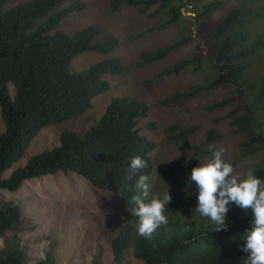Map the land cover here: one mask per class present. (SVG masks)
<instances>
[{
    "label": "trees",
    "instance_id": "1",
    "mask_svg": "<svg viewBox=\"0 0 264 264\" xmlns=\"http://www.w3.org/2000/svg\"><path fill=\"white\" fill-rule=\"evenodd\" d=\"M12 1L0 0V107L5 127L0 133V189L17 191L29 180L75 174L97 189L121 195L131 208L136 206L132 197L140 194L135 187L139 175L150 176L151 194L161 198L163 193L157 192L158 187L178 178L177 191L170 195L172 201L166 213L169 223L148 240L137 235L138 218L131 213L112 241L115 263L124 264L126 251L131 249L145 264H246L249 253L242 247L252 227L251 210L246 212L231 204L226 217L228 230L213 231L214 224L204 223L209 218L195 211L197 189L191 184L190 175L209 153L205 146L219 138L216 127L228 119L231 133L242 139L237 155L226 162L235 168L239 160L258 156L260 162L253 171L264 180V39L243 30L251 20L250 11L244 13L233 6L220 20L211 22L222 1L195 3L192 15L185 16L182 9L186 0H108L113 13L123 7L136 8L138 14L153 10L151 16L157 18V25L143 33L130 34L132 40L168 27L181 31L165 46L142 51L134 63L135 69L162 62L194 40L203 44L201 52L176 60L155 73V79L186 72L201 77L198 84L173 92L163 104L217 88L233 90V97L205 107L206 112L213 113L237 103L226 116L211 121L212 128L203 142L192 141L201 125L173 124L165 128L169 142L193 153L190 160L156 170L152 152L158 144L144 133L142 125L150 118L151 108L137 98L119 95L111 99L98 123L83 135L64 130L52 150L33 156L5 177L25 157L43 129L61 125L91 109L95 98L110 91L111 78L122 75L125 68L123 58L115 55L120 47L118 37L99 41L94 26L73 32L63 28L68 18L86 9L83 1L30 0L6 8ZM87 53L105 58L81 69L75 67V59ZM9 84L14 87V96ZM146 126L150 131L156 129L155 122ZM137 155L148 160V167L129 180L127 169L131 158ZM24 222L22 206L15 199L0 201V236L21 229ZM50 263L47 258L37 264ZM0 264H28L26 250L18 247L0 256ZM92 264L100 262L94 258Z\"/></svg>",
    "mask_w": 264,
    "mask_h": 264
},
{
    "label": "rangeland",
    "instance_id": "2",
    "mask_svg": "<svg viewBox=\"0 0 264 264\" xmlns=\"http://www.w3.org/2000/svg\"><path fill=\"white\" fill-rule=\"evenodd\" d=\"M28 1L30 0H13L6 8ZM76 1H83L86 9L68 18L63 23V28L73 32L94 26L98 30L99 41L112 36L118 37L120 47L115 55L123 58L124 72L111 78L110 91L95 98L91 109L61 125L43 129L31 144L25 157L8 170L5 177L33 156L52 150L59 144L60 135L64 130H75L83 135L92 125L98 123L111 99L119 95L137 98L151 108L150 118L142 125L144 133L158 144L152 152L156 170L176 161L190 160L193 153L182 151L175 143L169 142L166 139L165 128L173 124L201 125L198 132L192 136V141L198 144L203 142L207 132L212 128L211 121L226 116L237 106V103L226 110L213 113L206 112L205 107L219 99L233 97L234 92L229 87L217 88L197 97L165 105L162 101L173 92L198 84L201 77L191 72L161 79L153 77L172 62L192 53L201 52L203 44L194 40L179 47L162 62L143 69H135L134 63L142 51L154 50L172 42L179 36L181 32L179 28L168 27L156 30L143 38L132 40L129 38L130 34L143 33L157 25V18L151 16L153 10L146 14H138L136 8L123 7L113 13L110 11L108 0ZM211 1L223 2L221 9L212 15L211 22H217L228 9L237 6L244 13L250 11L251 20L246 23L243 30L264 39V0H186V7L182 11L185 16H190L195 3L203 4ZM104 58L95 53H87L77 57L74 65L81 69ZM9 90L14 96V87L11 84ZM242 112L243 110H240V113ZM148 122L156 123L154 131L147 128ZM4 129L0 107V133H3ZM231 131L228 119L219 123L216 127L219 138L205 146V150L209 153L201 158V165L212 158L213 153L219 148L225 150L226 161L237 155L242 136L232 134ZM259 162L258 156L239 160L234 169L244 177L248 171L254 173L253 167ZM178 181L177 178L170 183L161 184L157 192L164 194L169 191L170 195L173 194L177 191ZM11 199H15L22 206L25 222L21 229L0 236V256L19 247L26 250L28 264H37L47 258H50V264H92L94 258H97L100 264H116L112 241L131 214L128 203L121 195L97 189L81 176L59 173L26 181L17 191L0 189V201ZM204 223L213 224L209 219L204 220ZM124 264H145V262L136 258L132 250L128 249Z\"/></svg>",
    "mask_w": 264,
    "mask_h": 264
},
{
    "label": "clouds",
    "instance_id": "3",
    "mask_svg": "<svg viewBox=\"0 0 264 264\" xmlns=\"http://www.w3.org/2000/svg\"><path fill=\"white\" fill-rule=\"evenodd\" d=\"M225 150L217 149L212 158L191 171L190 182L197 189L195 211L209 218L215 225L213 231H227L226 217L230 205L251 210L253 214L251 230L245 236L246 244L242 251L249 253L246 264H264V180L252 171L241 177L232 163L224 159ZM148 167V160L137 155L131 158L127 178L131 180ZM150 176L139 175L136 189L140 194L132 197L135 207L130 211L138 218L136 233L151 240L155 232L169 223L168 205L172 201L169 191L162 198L151 194Z\"/></svg>",
    "mask_w": 264,
    "mask_h": 264
}]
</instances>
